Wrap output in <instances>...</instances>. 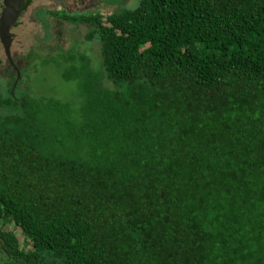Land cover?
Returning a JSON list of instances; mask_svg holds the SVG:
<instances>
[{"label": "trees", "instance_id": "16d2710c", "mask_svg": "<svg viewBox=\"0 0 264 264\" xmlns=\"http://www.w3.org/2000/svg\"><path fill=\"white\" fill-rule=\"evenodd\" d=\"M52 16L98 63L0 96V264H264V0Z\"/></svg>", "mask_w": 264, "mask_h": 264}, {"label": "rangeland", "instance_id": "374dc122", "mask_svg": "<svg viewBox=\"0 0 264 264\" xmlns=\"http://www.w3.org/2000/svg\"><path fill=\"white\" fill-rule=\"evenodd\" d=\"M138 0H107V7L92 1L99 6L100 14L110 15L120 8H134ZM38 2L29 6L19 18L17 26L11 30L14 38L10 46V55L16 70L20 74V88H28L35 98L55 99L66 102L76 111L80 104L77 87L73 81H66L70 76L66 65L62 62V55L80 52L89 57L91 64L98 63V43L86 42V27L71 25L63 22H52L51 37L44 38L41 25L35 18L34 11ZM4 53L0 46V96L4 95V88L11 85L12 79L8 75H15L6 66ZM6 76V77H5ZM8 76V77H7ZM7 231L8 227H3ZM15 235L19 242L21 237Z\"/></svg>", "mask_w": 264, "mask_h": 264}, {"label": "flooded vegetation", "instance_id": "af4514ba", "mask_svg": "<svg viewBox=\"0 0 264 264\" xmlns=\"http://www.w3.org/2000/svg\"><path fill=\"white\" fill-rule=\"evenodd\" d=\"M92 1L93 0H21V4L19 5L20 10H19V13L17 15V18L15 19L11 28L9 29L10 34H12L11 43H12L13 38H14V35H13V33H11V30L17 26L19 18L22 16L24 11L29 6H31L34 2H38V7L34 11L35 18L38 21V23L41 25L43 37L49 38L52 35L49 32L48 28L51 27L52 22L66 23V22L62 21L61 19L52 16L53 13H57L60 15L66 14L69 16H74V15L86 16L89 14H95L96 13V14H99L100 16H102L103 18L106 16H109V15L103 16L99 13L100 12L99 6H103V7L108 6L107 0H96L99 3H101L99 6H96L94 3H92ZM3 10H4L3 0H0V17H1ZM66 24H69V23H66ZM79 25H83V24H79ZM84 27H86V25H84ZM11 43H10L9 49H8V52H9L8 56L5 54V51L3 49L1 42H0V46H1L2 51L4 53V57H5L4 61H5L6 66L9 67L11 69V71H14V74H15L14 76L16 77V79L13 80L14 76L12 74L8 75L12 79L11 86L13 87L16 80L18 81V78H20L19 77L20 74L16 70L14 63L11 59V55H10Z\"/></svg>", "mask_w": 264, "mask_h": 264}, {"label": "water", "instance_id": "95a60500", "mask_svg": "<svg viewBox=\"0 0 264 264\" xmlns=\"http://www.w3.org/2000/svg\"><path fill=\"white\" fill-rule=\"evenodd\" d=\"M21 0H3L4 10L0 17V42L5 54L8 56V49L11 43L12 34L9 29L13 25L19 13Z\"/></svg>", "mask_w": 264, "mask_h": 264}]
</instances>
